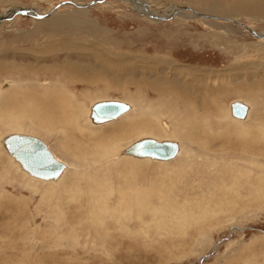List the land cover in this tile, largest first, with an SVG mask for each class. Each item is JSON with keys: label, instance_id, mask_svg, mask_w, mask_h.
<instances>
[{"label": "rangeland", "instance_id": "rangeland-1", "mask_svg": "<svg viewBox=\"0 0 264 264\" xmlns=\"http://www.w3.org/2000/svg\"><path fill=\"white\" fill-rule=\"evenodd\" d=\"M96 1L0 0V85L15 87L0 97V139L14 119L40 122L41 80L73 100L47 111L60 122L25 131L69 165L59 183L30 179L0 144V264H264V0H145L159 20ZM209 3L254 10L215 15ZM110 98L133 110L90 123V105ZM234 101L251 106L243 122ZM142 135L184 150L109 162Z\"/></svg>", "mask_w": 264, "mask_h": 264}, {"label": "bare ground", "instance_id": "bare-ground-1", "mask_svg": "<svg viewBox=\"0 0 264 264\" xmlns=\"http://www.w3.org/2000/svg\"><path fill=\"white\" fill-rule=\"evenodd\" d=\"M98 1V0H97ZM96 1V2H97ZM123 1H126V2H132L133 4L135 3L137 6H139V7H137L140 11H142V12H140V13H142V14H145V15H147V16H150V17H152V18H155L156 20H159V19H161V18H158V16H156L154 13H151L149 10H147V6H146V2H145V0H123ZM215 2V1H214ZM258 2V1H257ZM70 4H73V2H69ZM210 4V3H209ZM213 4V3H212ZM257 5V4H256ZM81 6V5H80ZM209 6V5H208ZM258 6V5H257ZM256 6V7H257ZM259 7V6H258ZM210 10H211V12H213V13H216L215 15H217V14H230V13H232L233 12V15L234 14H237L238 15V13H242V12H250V11H253L254 10V8L252 9V8H249L248 6H246V5H243V4H238L237 3V5H236V10H234V11H229V10H227V8L225 7V6H223L222 4L219 6H217V5H211L210 4V6L208 7ZM180 9L181 8H178V7H171L169 10H168V12H167V16H169V15H172V14H174V13H181L180 12ZM262 8H260V10H261ZM23 10V9H22ZM182 10V9H181ZM259 10V9H258ZM14 12H12V14H15V13H18V12H20V10H17V9H15V10H13ZM262 11V10H261ZM25 13H27V12H25ZM28 13H34V15H36V13L35 12H33V10H28ZM253 13H255V12H253ZM179 15V14H178ZM210 15V14H209ZM232 15V14H231ZM180 16V15H179ZM40 17V16H39ZM192 17V16H191ZM208 17H212V16H208ZM214 17V16H213ZM212 17V18H213ZM187 18H189V17H187ZM214 19H222V18H216V17H214ZM227 21L229 20V21H232V22H234V23H237L236 21H233L232 20V18L231 19H226ZM236 20V19H235ZM53 24H59V25H61L62 23L61 22H59V21H56L55 23H53ZM239 24H241V23H239ZM242 25V24H241ZM243 26L245 27V28H247L248 30H250V28L249 27H246L244 24H243ZM87 29H88V26H82V25H80L79 26V30L80 31H87ZM93 29H95V30H97L96 28H94L93 27ZM251 31H253L252 29H251ZM253 33H254V31H253ZM85 35H87V34H85ZM254 35H256V36H260L259 34H256V33H254ZM61 44V43H60ZM17 69V68H16ZM35 73V72H34ZM36 74V73H35ZM101 74V73H100ZM37 75H39V74H37ZM31 79H33V80H36V81H38L39 80V78H36V77H31ZM14 84V80H5L4 82H2V84L0 85V97L3 95V94H5L6 92H7V90H9V88L12 86ZM43 88V87H42ZM49 88V87H48ZM25 89H26V87H25ZM24 89V90H25ZM47 89V88H46ZM45 88H44V90H46ZM54 89V88H53ZM58 89V88H57ZM44 90H42V92L44 91ZM50 90H51V88H50ZM59 90V89H58ZM58 90H54V91H52V92H49L50 93V97H51V99L53 100V102L52 101H49V102H47V106H48V108L47 109H43V112L40 114L41 115V120H39L40 122L39 123H42L43 121H42V119L44 120V121H46V124H48V123H50V124H56V123H58V122H60L63 118H65V117H56V118H53V119H46V116H48V113H47V111H49V109H50V107L52 106L53 107V105H54V101L55 100H58V99H61V100H63V101H73L72 99H70V98H68L67 96H66V93H63V92H61L60 90V92L58 91ZM25 92V91H24ZM45 94V93H44ZM42 96V95H41ZM19 99V98H18ZM17 99V100H18ZM106 101H119V102H122V103H125V104H127L128 106H129V108H128V110H126V111H124V113H122L120 116H118V117H116V118H113V119H110V120H106V121H96L95 119H94V117H93V107H94V105L95 104H97V103H100V102H106ZM31 102V101H30ZM247 102V101H246ZM27 103H29V101L27 102ZM32 104H33V102H31ZM57 103V102H56ZM235 101H234V103H232V104H230V107H229V114H230V116H231V119L232 120H235V121H241V122H243L242 120H245L246 118L248 119L249 118V116H250V113H251V106L249 105V104H247V103H245L244 101H237V103H242V104H244L245 106H246V114L244 115V116H239V115H237L236 113H235V111H234V105H235ZM43 103H41L40 104V106L42 105ZM25 106V105H24ZM26 106H28V105H26ZM30 106H32V105H30ZM64 106H65V104L64 103H62V105H60V107L61 108H64ZM69 106V105H68ZM59 107V106H58ZM38 108V107H37ZM27 110V109H26ZM131 110H133V105L130 103V102H128V101H124V100H120V99H107V100H104V99H100V100H97V101H95L94 103H92L91 105H90V107H89V112H88V117L91 119V121L90 120H88V121H90V123H93V125H104V124H107V123H110V122H113V121H115V120H117V119H119V118H122L124 115H126L127 113H129ZM41 112V111H40ZM77 113V112H76ZM62 114H64V113H62ZM78 114V113H77ZM65 115V114H64ZM59 116V115H58ZM4 116H2V118H3ZM69 117V116H68ZM70 118V117H69ZM87 118V117H86ZM18 119V118H17ZM17 119H14V123H13V125L14 126H16V127H12V126H10L11 124L10 123H8L7 125H5L4 124V126H6V127H11L12 128V130L14 131V132H10V133H6L1 139H0V144L3 146V148L5 149V152H6V154H8L9 156H10V158H11V160H12V163L13 164H15V166L17 167V165L19 166V167H17L18 168V170L20 171H22L24 174H26L28 177H30V179H32V180H40V181H42V182H44V183H51V184H54V183H59L60 182V180L62 179V177L64 176V174L66 173V171L68 170V164L66 163V162H64V161H62V160H60L57 156H56V154L54 153V152H52V150L50 149V147L48 146V144H47V142H46V140L44 139V138H41L39 135H35V134H33V133H27V132H23V131H26V129H25V127L27 126L26 124V126L24 125L23 126V124L22 123H17ZM27 119V118H26ZM31 120H32V118H30ZM74 120V119H73ZM34 121V120H33ZM75 121H77V120H75ZM22 122V121H21ZM77 122H79V121H77ZM171 122V121H170ZM39 123L38 124H35L34 122H33V125L34 126H38V127H40L41 129H44L43 127H45L46 128V126H43L42 127V125H39ZM162 123L164 124V128L166 129V130H169L170 128H171V125L168 123V122H166V121H162ZM0 125H2V124H0ZM29 125V124H28ZM30 126L28 129L29 130H34V126ZM59 126V125H58ZM61 127V126H60ZM67 127V126H66ZM74 128V127H73ZM125 128V127H124ZM123 128V129H124ZM20 129V130H19ZM40 129V130H41ZM59 129V128H58ZM75 129V128H74ZM73 129V130H74ZM112 129V128H111ZM123 129H121V130H117V129H115V128H113V132H118V131H122ZM81 130V129H80ZM35 131V130H34ZM39 131V130H38ZM61 132H63V133H65V135L67 134V130H60ZM51 132V131H50ZM75 132V131H74ZM77 132V131H76ZM171 132V131H170ZM82 133H84V132H82ZM70 134V133H69ZM68 134V135H69ZM74 134V133H73ZM76 134V133H75ZM79 134V133H78ZM77 134V135H78ZM168 134H170V133H168ZM11 135H24V136H31V137H35V138H37V139H40V140H42L43 141V143L48 147V149L50 150V152L52 153V155L54 156V158L55 159H57L60 163H62V165H63V167H62V170L60 171V173H59V175L57 176V177H49V178H47V177H43V176H40V175H37V174H34V173H32L25 165H24V163H23V161L20 159V158H18L17 156H16V154L15 153H13L12 151H10L9 150V148L7 147V144H6V140H7V137H9V136H11ZM78 137H80V136H78ZM66 138H68V137H66ZM143 139H155V140H157V141H161V142H163V141H171V142H175L176 144H177V146H178V150H177V152H176V154H175V156L174 157H172V158H169V159H160V158H155V157H149V156H138V155H136V154H134L133 152H132V149H133V145L136 143V142H138V141H141V140H143ZM73 140H74V138H73ZM75 141H76V139H75ZM78 141V140H77ZM81 141V140H80ZM111 141V140H110ZM66 142V141H65ZM112 142V141H111ZM119 142V141H118ZM94 143V142H93ZM120 143V142H119ZM66 145L64 146V147H67L68 145H67V143H65ZM73 144V143H72ZM89 144V143H88ZM118 144V143H117ZM76 145V144H75ZM78 145V144H77ZM106 145V144H105ZM118 146V145H117ZM96 147V146H95ZM184 147V145L182 144V142L180 141V140H178V139H176V138H172V137H168V138H158V137H156V136H154V135H142V136H140V137H138V138H136L134 141H132L131 143H129V144H127L125 147H122V148H120L114 155H112L111 156V158L109 159V162H112V160H114V162H118V161H120V160H122V159H124V158H129V159H140V160H144V159H150V160H153V161H159V162H168V161H171V160H173V159H175L178 155H180V153H182V151L184 150H182V148ZM209 147V146H208ZM100 149V148H99ZM98 149V150H99ZM118 156V157H117ZM82 158V157H81ZM12 164V165H13ZM17 164V165H16ZM108 166V165H107ZM13 169V168H12ZM239 169V168H238ZM8 176V175H7ZM4 178H5V176H4ZM6 180H7V178H6ZM228 184V183H227ZM52 187V186H51ZM59 194V193H58ZM47 196V195H46ZM45 199V198H44ZM57 199V198H56ZM60 212V211H59ZM64 216V215H63Z\"/></svg>", "mask_w": 264, "mask_h": 264}, {"label": "water", "instance_id": "water-1", "mask_svg": "<svg viewBox=\"0 0 264 264\" xmlns=\"http://www.w3.org/2000/svg\"><path fill=\"white\" fill-rule=\"evenodd\" d=\"M129 106L119 101L100 102L93 107V117L96 121H106L120 116ZM234 111L239 116L246 114V106L235 103ZM10 151L20 158L24 165L34 174L43 177H57L62 170V163L54 158L42 140L31 136L11 135L6 140ZM178 146L171 141L143 139L133 145L132 152L138 156H149L169 159L175 156Z\"/></svg>", "mask_w": 264, "mask_h": 264}, {"label": "crops", "instance_id": "crops-1", "mask_svg": "<svg viewBox=\"0 0 264 264\" xmlns=\"http://www.w3.org/2000/svg\"><path fill=\"white\" fill-rule=\"evenodd\" d=\"M106 66H107V65H104L103 67L105 68ZM90 67H92V66L88 65V68H90ZM113 68H115V67H112L111 70H110V72H112V69H113ZM34 72H36V71H34ZM31 77H32V76H31ZM93 81H94V80H93ZM26 82H28V81H26ZM34 83H35V82H32L31 84L34 85ZM38 85H41V86H42V85H43V86H48V87H49L48 89H49L50 92H52V91L50 90V88H51L52 90H56V89L58 88V87H56L55 85H54V86H51L50 83H49V84H48V82L45 83V82L42 81V80L38 83ZM107 85H108V84H107ZM16 88H19V87H16ZM53 88H54V89H53ZM13 89H15V87L10 88V89L7 91V94H6V96H5L4 98H6V97L8 98V96L11 98V97L13 96V94H14ZM30 89H32V88H30ZM57 90H58V89H57ZM63 90H64V89H61L60 91H63ZM37 95H38L37 93L33 92V97L30 98V100H31V101H35V100L45 99V98H42V97H34V96H37ZM66 96H67V93H66ZM69 97H70V93H69ZM4 98H3V99H4ZM49 101H52V102H53V100L50 99V98H49L48 102H49ZM1 122H4V121H1ZM10 129H11V128H10ZM27 130H29V129H26V131H27ZM10 131H13V130L11 129ZM14 131H15V130H14ZM23 132H25V131H23ZM9 133H10V132H9ZM16 165H17V164H16Z\"/></svg>", "mask_w": 264, "mask_h": 264}]
</instances>
